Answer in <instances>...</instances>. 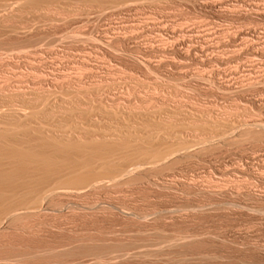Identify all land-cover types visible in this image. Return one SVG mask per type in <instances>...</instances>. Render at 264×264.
Segmentation results:
<instances>
[{"label": "rangeland", "instance_id": "374dc122", "mask_svg": "<svg viewBox=\"0 0 264 264\" xmlns=\"http://www.w3.org/2000/svg\"><path fill=\"white\" fill-rule=\"evenodd\" d=\"M133 1L135 2L136 0H132V2L129 1V0H127V5L129 7L127 8L125 6L127 8V10H126L125 7H124L125 9L124 8H123V10L121 9V12L116 15V16L119 15L118 17H116L115 14H114V15H112L113 17L112 16L111 17L109 16L108 18L107 17L106 18H102L101 19L102 21H100V19H94V21H92V23H91V21L88 22V24H85V22H84V23H81L82 25L75 24L76 26H74V24H71L69 22L68 23L69 25L66 24V27L69 28V29L68 28L65 29V30H68L66 32H69L68 34H70L71 31H72V33L75 32L76 35L78 34L80 36L77 39H75V42L74 43H76V45H74V43L69 42L70 44H73V45H70L67 40H65L63 42L68 43V44L67 45L64 44L63 46H61L62 45L61 44V41L60 42L58 41V45L55 44V43H49V42H47V44L49 43L53 47L56 46V45L59 47L58 48L56 46L57 48L56 47L53 48V49L56 50V51L53 50L54 53L52 52V50H51L52 53L50 51H49L50 53H47L48 50L52 46L49 45V44L47 45L46 44V41L47 40H44L45 42L43 41V44H42V42L41 43H38L39 47H40V45L43 46V48L41 46L40 50L38 49L39 50V53L47 50V52L41 53V55L43 54L42 55L43 58H42V56L40 58V54L39 53H38L39 56L38 55H35L37 57H35L34 55L32 56L31 55L32 54L31 53V50L29 52L27 50V48H29L30 46L29 47L28 46H25L27 48H23V50L26 49V51H25L26 53L27 52L29 53V54L27 53L28 54L27 55L28 57H25V52L24 51L22 53L20 52L22 50V47H21V50L19 51L20 48L18 47V49H17V46L16 45H15L16 46V49H17L16 51L18 53L15 54V51H13L14 52L13 53L10 50V49H12L11 47L14 46V45L11 46L10 43L6 40L7 41V43H6L7 45L5 46V44H4V41L5 40H2L3 42L0 41V52L2 53V56H4V55L7 54L6 57L4 56L7 59L5 60L4 57H1L0 56V59L2 60V61L1 60L0 61L1 62H3V61L5 62L6 61L5 63L3 62L6 65L7 64L9 65V62L12 63V65L11 64L9 65L10 67L8 65L7 66L6 65H3V63L0 64L1 65L0 66V69H2V70H0V73L3 71V74L2 73L0 74L2 76L0 78L2 79L5 76L4 74H8L10 72L11 74L10 73L9 74L12 77H10V76H8V77H9V79L10 78L12 79V80L10 79V82L13 85L14 81L16 83V81L21 80L24 77L27 78V77L30 76L29 79L28 78H27V80L25 78L24 79H25V81H27L26 85L32 86V81L30 79L34 76L35 73H37L39 71L40 72L43 71L44 74L46 75V77L48 76L50 78L55 73L54 76L57 75V74H65V75H68L72 80L75 77L76 78L78 77L80 79V81H81V78L80 77L83 76L82 77V82L89 83L87 86H90V85L94 84L95 82H96L95 84H97V82L99 84L101 83L102 86L104 84L107 85V83H108V88L111 91L107 89L108 90V93L105 92V94L112 95V93H113V95H117V94L120 93L121 96H130V94H131V96L133 97V102H135V103L137 102V104L140 103V102H138L139 101V98H136V97H140L141 95H142V97H144V96L147 97L146 95H152V94L153 95L154 94L157 95L158 94L161 98H163V97L166 98V103H164V106L166 104L167 105L174 104V102L177 101L178 99L179 100H181V99L184 100L185 99L186 101H188V98H189V100L191 98L192 99V102L195 103V105L197 107H199L201 109H204V110L211 108L213 114L214 115H217V116H220V114H221V116L227 115L229 111H231L230 113H233V112H235L237 110L240 112V109H241V111H243V110L244 111H252L254 109L253 107H256L255 105L253 106L251 104L252 105L251 106L250 103H246L243 96H240L239 97V95H234L230 91H227V90L221 89V88L219 89L217 87V84L216 83L218 82V80L219 81L220 80L222 81L223 78L226 81H230L231 80L230 83H232V85H234V89L233 90L240 89L239 88L240 86H241V88L243 87L242 88L243 89V91H242L243 93L242 94H244L245 96L252 97V98H254L256 100H261V99L264 98V78L263 79L262 78H260V79L258 78L257 80L256 79H252L253 76H256V74H259V75H260V73L263 74V70H264V66H263L264 65V56L263 57H260L258 59V57L255 58L253 55L248 54L247 51H246V47L247 46L249 47L250 45H254L255 47L258 46V49H261L262 46L264 47V44H263V42H264V39H263L264 38V0H246V4H240L237 0H205V1L204 0H176V1L175 0H141V1L140 0H137L138 3H136V2L134 3ZM236 3H238V4H236ZM136 5H137V7H136ZM131 7H133V9ZM128 9H130V10L128 11ZM252 9H254V10H252ZM236 10H238V11H236ZM121 13H122V15H121ZM242 13H244V14H242ZM148 17H149V19H148ZM95 21H96V23H95ZM258 21H260V22H258ZM255 23H256V25H255ZM48 24L49 23H46L44 26L46 27ZM84 24H85V26L87 27L88 30H86V27L85 26L83 27ZM90 24L91 25L94 24V25H92L94 28H96V26H99L98 27V30L92 28V26ZM95 24H97V25L95 26ZM217 24H218V26H217ZM70 25H72V27H76V28H77V25H79L80 27H78V28L79 29L80 28L81 29L84 28V30H86V32L83 31V30H81V29L79 30L78 28L77 29L76 28H71ZM88 25L91 26V27H89ZM108 25H111L110 28H109ZM132 25L136 28L135 29L136 32L134 31V29H133L134 27ZM258 25H260V26H258ZM100 26H102V27H100ZM106 26H108V27H106ZM115 26L119 30H117V29L115 30ZM153 26H160L161 28L163 27L162 28V31L164 33L162 32V34H160V35L158 33L156 34V32L152 29ZM131 27H132V30L130 29ZM48 28H49V30H51V29L54 28V26L50 25V26H48ZM99 28L100 29L103 28V29L100 30ZM111 28L114 31H116V32L118 31L117 32V35L118 36L123 33V35H121V36H125L126 35V36H128V38L125 36V39H127V40L128 39H131V40L133 39V42L130 41V40H128L127 42H126V40H124L125 42L122 41V40H120L121 42L119 41V45H117L116 44L117 41H115L116 43L115 42H113V43L118 48L117 50H115L116 48L113 45V43L110 44V47L105 46L106 48H111V46H112L111 50L109 49L110 50V53H109V50L108 49H105L103 46H101V45H99L97 43H96V45H93V42L91 40L90 41L88 40L89 43H88V41H86V43H81L82 45L81 44H78V41H79L78 39H81V36H82L81 34H84L85 35L87 33V31H88V33L90 31L89 36H92V37H95L96 36V34H97L96 31H98V34H99V32L105 33L107 31L106 33H108L110 31L108 33L109 35L110 34L111 35H115L114 33H116V32H113V30H111ZM62 29L63 28H61V30ZM92 29L96 30L95 31L96 33H94V31ZM107 29H109V30H107ZM164 29H165V31H164ZM181 29H188L191 32L190 33L189 32L188 33L187 32L184 33V32H181L180 31ZM53 30L52 31L55 32V29H53ZM59 30L60 29H57L56 31L59 32ZM69 30H71V31H69ZM103 30L105 32H103ZM63 31H64V29H63ZM132 31H134V32L132 33ZM88 33L85 35L86 37H88ZM118 33H120V34H118ZM127 33H129L130 35L127 34ZM134 33H136L135 36L137 35V37L134 36ZM209 33H211V34H209ZM203 34H205V35H203ZM84 37L82 36V38H84ZM205 37H206V39H205ZM135 38H136V40L134 42V39ZM68 39L70 40L71 38H68ZM254 39H255V41H253ZM184 40H185V42H184ZM71 41H72V39H71ZM73 41H74V39H73ZM81 41L82 40H80V42ZM251 41H252L253 44H251ZM82 42H85V40H83ZM91 42H92V44L90 45ZM2 43L4 44L5 47H8L9 46L10 49L7 48L5 50V48H4V46H3ZM167 43H169V45ZM12 44H15V43H12ZM46 45H47V47L45 48L44 46H46ZM97 45L100 46V47H98ZM201 45L203 46V48H202ZM15 46L13 47V50H15L14 49ZM48 46H50V48ZM94 46L95 47H98V48H95ZM149 46L151 47V49L152 48L153 49L150 50V47ZM207 46H209V47L211 46L212 48L206 49ZM260 46H261V48H260ZM35 47L37 48L38 46L35 45L33 48H35ZM121 47H122V49H121ZM137 47H139L138 49L140 51L139 50H136ZM140 47H141V49H140ZM2 48H4V50L7 51V53L4 52ZM30 48H32V46ZM44 48H45V50H44ZM161 48H162V50H161ZM190 48H191V51H189V53L185 54V56H184L183 55V52L184 53L187 52L188 49L190 50ZM196 48H197L198 51L196 50ZM1 49H2V51H1ZM103 49L105 51H103ZM112 49L114 50V53H113V50ZM147 49H149V50L147 51ZM167 49H168L169 53H168ZM186 49H187V51H186ZM199 49H201V51ZM125 50H127V52L129 51L131 54L130 53L127 54V52ZM143 50H145V51H143ZM33 51H34V49H33ZM8 52H9V54H8ZM10 52H12V53H10ZM111 52H112V54H111ZM115 52L118 53V54H120V55H123V56H118V54H116ZM122 52L123 53L125 52L124 54L127 55L128 58L126 56H124V54H122ZM134 52H136V53H134ZM147 52H149L150 54L147 53ZM44 53H47V54H44ZM151 53H152V55H151ZM190 53H191V55H190ZM10 54H13V55L10 56ZM114 54H116L115 55L116 57H114ZM135 54H137L138 56H136ZM15 55H17V56L15 57ZM29 55H31V56H29ZM108 55L113 56L116 60H114L113 57H111V56L108 57ZM132 55H133V57L134 56L135 57L144 56V58H146V57L151 58L150 60H152L151 62L154 64V66H153L154 69H151V70H153V71L155 69H157V70L154 71V73H153V71L151 72L149 70L147 72V69H146V72H145L146 74L144 72L142 73V70L145 71L144 69H142L140 71L139 67L136 66V65H134V64H132L131 61H130L131 63L129 62L130 64L127 63L129 61L127 59H129V56L131 57ZM221 55L222 56L224 55L225 58L222 57ZM12 56L15 59H13ZM21 56H24V57L21 59ZM117 56L120 57V59L122 57H125L127 59L122 58L121 59L122 62H121L120 59ZM180 56H182V57H180ZM10 57L13 59V61H11L12 59ZM33 57H34V60H33ZM24 58H25V62H24ZM28 58H31L29 60H33L35 62L32 61L33 63H30L29 64V60H27ZM241 58H242V60H241ZM16 59H18L17 61L19 63H17L16 61L14 62V60H16ZM60 59H61V61H60ZM196 59H198L200 62L198 60H196ZM26 60H27V63H26ZM38 60H40V61H38ZM188 60H190V61H188ZM7 61H9V62L7 63ZM125 61H126V63H125ZM261 61H262V63H261ZM86 62L87 63L89 62V63L87 64ZM16 63L17 64H21L22 63V64H21V66H19ZM122 63L123 64L125 63V64L122 65ZM156 63H157V65L160 66V67L157 66L159 69L157 67H155L156 66ZM161 63H163V66H162ZM32 64H34V65H32ZM251 64H252V66H251ZM2 65L4 67H6V68L7 67H9V68L6 69ZM31 65H32V67L33 66L34 67H37L38 66L37 67L38 69L37 68L36 69H34V68L32 69V67H30ZM12 66L13 67H15V66L18 67L19 70L16 69V68H14L16 70L13 71V72H15V73H13L12 72V68H13ZM135 66H136V68L138 67L137 69H139V70H137L135 68ZM236 66H238V67H236ZM39 67L41 68V70H39ZM89 67H90V69H89ZM192 68H194V69H192ZM120 69H122V71L123 70H125V71L127 70V71L126 72L123 71V74H122V72L120 71ZM204 69H207V70L205 71ZM31 70L33 71L34 74H31L32 73ZM36 70H39V71H36ZM48 70H50V71H48ZM5 71H7V72H5ZM18 72L19 73L21 72V74H19ZM69 73H71V74H69ZM128 73H130V74H128ZM200 73L205 76V80H206V78L208 80H206V81L205 80L203 81V79L201 80L200 76H198ZM26 74L28 76H26ZM79 74H80V76H79ZM15 75H21V76H19V77L17 76L16 77ZM22 75H23V77H22ZM125 75H127V76H125ZM230 75H231V77H230ZM13 76H14V78H13ZM243 76H251L252 78L250 77V79H248V78L243 77ZM112 77H113L114 80L111 79ZM209 77H211L213 80L215 79L217 82L214 80V82H216L214 84L213 80L211 78H209ZM242 77L243 78H246V79H243V81H242ZM102 78H103V80H102ZM13 79H14V81H13ZM24 79H22V80H24ZM106 79H107V81H104ZM209 79L212 80V81H210ZM89 80H90V82H89ZM154 80H156V81L154 82ZM179 80H180V82H179ZM159 81L162 82V83H160ZM241 81H242L241 84H243V82H244L243 86L240 84ZM158 82H159L160 87H162V88H159V85H156ZM211 82H213V83H211ZM87 83H84V84H87ZM109 83H112V84H109ZM147 83H148V85H147ZM101 84L99 86H101ZM131 84H133L136 87L133 89V85L130 87ZM154 84L158 88H156V86ZM172 85H173V87H172ZM175 85L178 86V87H176ZM184 85H185V87H184ZM163 86H164V88H163ZM211 88L213 89V92H215L214 94H213ZM188 89H189V91L187 92ZM191 89H192V92L189 93L191 91ZM217 89H219V91ZM255 89H257V90H255ZM117 90H119L120 92L117 91ZM126 90L129 91V92H127ZM152 90H154V91H152ZM164 90H165V92H164ZM214 90H216V91H214ZM173 92H175V93H173ZM177 92H179V93H177ZM245 92H246V94H245ZM166 93H167L168 96L166 95ZM187 93H188V95H187ZM218 93H221V95L218 94ZM222 93H223V95H222ZM224 93H226V94H224ZM127 94H129V95H127ZM180 94H181V96H180ZM120 95H118V96H120ZM133 95L134 96L136 95V96L134 97ZM194 95H196V96H194ZM221 96L223 97V99H222ZM132 97H131V99H132ZM177 97H179V98H177ZM168 98H170V100ZM136 99H138V100H136ZM173 99H174V102L172 101ZM167 101L170 102V104H168ZM135 103H133V104H135ZM238 103H239V105H237ZM137 104L135 106H138ZM140 105L142 106L141 103L139 104V106ZM157 105H160V104H157ZM204 105H206V106H204ZM217 106L220 109H218ZM215 109L217 110V112L219 111V113H217ZM227 110H229V111H227ZM263 110H264V108H263ZM225 112H226V114H225ZM255 136L253 138H251V139H248L249 141H246L247 139L246 140L240 139V140H243V141H246V142H243V141L240 142L239 141L240 143H237L238 138L235 141L236 143H233L234 140L233 141H231V140L230 141H227V142H232L235 145L234 147H233V144L232 143L231 144L230 143H224V144L221 143V144H223V147L224 148H222V147L221 148L216 147V146H220L221 145V144L220 145L218 144V145L215 146V148L213 147V150H210L209 149L210 152L207 150L208 152H203L202 154H199L197 156L195 155V156H192V157H189V158L187 156L181 157L183 159L185 158L184 160L183 159L181 160V158L179 157L180 159L173 160V162H174L173 164H172V162H170V165L172 164L171 167H170L169 163H167V165L169 167H167V165H166V168H165V166L164 167L163 166H159V168H157L158 171H159L160 167L163 168V169L161 168L160 169L161 171H159V172L154 170V172L152 171V172L147 173L145 175L141 174L139 177H136L135 179L134 178L131 179V181L129 183L127 181H125L124 183L118 184L120 186L116 185L115 187H111L110 189L108 188V189H105V190L104 189L103 190H100V192H98L99 194L96 193L95 195H89L87 198H85L87 201L84 199L81 208H85V209H81L80 208L81 211L82 210H85V211H82V213L84 212L83 214H81L80 209H77L78 211L76 209H74V210L77 211V213H78L77 214L76 211H74L71 208L73 210V212H74L73 213L72 211H70L71 209H69L70 208L68 206L69 204L68 203L65 204V202H66L65 200H63L64 202L61 201L64 198H59V199L56 200L55 203L58 204V209H60V207H62L60 209L61 211L60 210H56V211H53V212L48 213V214L46 213V215L45 214H41V215H43V217H41L40 215H34V216L32 215V217H30V215H27V217L29 216L28 218H26L24 216L23 218L20 219L22 222L19 220L21 222V224L19 223V221L17 222L18 224H20V226H23L24 225L23 223H25V225L27 226V229H28L29 226H30L29 229H34V225L33 224L36 223V222H34V219L38 216L35 219V221L36 220H40L42 223H40V221L38 223V221H37V223H36L37 226L35 225L36 227H35L34 231H36L38 233L41 232L42 237H39V238H37V237L30 238V240H32V241L33 240H36V241H33L32 242L34 244L33 247L35 249L33 247H30L33 244L31 243V241L27 237L25 238V236H26L25 233L26 232L22 231L21 229H18L19 232L17 230L16 231L19 234H23V232H24L23 236H20L19 235V237H22V238H19L18 237V234H16L17 233L16 231H15L16 232L15 233L16 235H14V233H13L14 230L11 233L9 231H7L10 234L9 233H5L6 236H7V238H5V237L2 236L4 240L2 239V237L0 238V240H3L5 242V243L2 242V241L0 242V248H2V247L7 248V251H9L10 254L13 253V256H11V258H12L11 260L12 261L15 260V259H17V258H15V256L19 255V257H20L21 260H17V261H21V263L23 261L22 264H29L30 261H31V264H32V261H34L33 262L34 264H40L39 262H41V264H52V263L53 264H58V262L60 260L64 264V263H66L68 261V259L70 261H72L73 264H78L79 262H83V259L84 258H85V261L87 263H89L91 260L92 261H95L93 259L94 258L93 255H91L93 257H90V255L89 256L86 255L87 256L86 257L85 255L83 256L82 253L79 252L80 255L77 256L76 254L78 253V251H76V252H70L69 253L70 256H72L70 258V256H69L68 253H65L64 254V252H60L61 250L59 251V253H57L58 252L57 249L58 250L60 249L59 247H57L58 246V243L60 241V238L63 235H65V237L63 236L64 237L63 240H62L63 237L61 238L62 241L60 243H62V245H66L65 242L67 240H68L69 244H71V241H75V240L79 244H82V243L88 241L89 240L88 238H94V237H92L93 235H99L98 237H100L101 236V233L99 231L102 230L101 231L102 234L104 235V233H105L107 235V237L102 236L99 239H102V238L104 239L105 238L106 244L108 242L111 243V240H113V239L117 241L116 242L117 243V246H115V248L112 247V250L113 249L117 250L122 245L120 243L123 242V241H121L123 239H126L124 241H127V242L129 241V243L132 242V241H134V244L132 243L133 245H131V244L128 243V246L131 245L130 246L131 249H130V248H127L126 247L127 246L126 245L127 242H125L124 245H126L125 246L126 249L122 248L123 245H122V247H120V248L123 249L122 250L123 253L121 252V250H117V251H120L122 254L120 252H116L115 250H113V251H115L117 253V255H115L116 253H114V252L113 253H110L109 252V254L107 253L109 256L106 254L108 256V259H107L106 255L103 256L102 260H100V263L97 262L99 264H264V134H261L260 137H259V135H257L256 137ZM261 136H262V138H261ZM258 137H259V139L256 140ZM251 140H254L255 143H254V141H251ZM225 144L227 145L226 147L224 146ZM228 144L230 146H228ZM242 144H244V145H242ZM241 146H243V147H241ZM236 148H237V150H236ZM190 158H192V159H190ZM196 160H198L197 162H199V164L196 162ZM177 162H178V164H177ZM200 162H202V163H200ZM239 163H241L242 165L239 164ZM194 166H196L197 168L194 167ZM168 172H169V174H168ZM141 176L143 178H141ZM155 176H156V178H154ZM163 176H165L166 178L163 177ZM175 176L177 177V179H176ZM144 177H145V180L147 178L150 179L151 177H153L152 179H150L151 182H153V180H156L157 179L158 181L173 182L172 183L173 185H171V186L170 185L168 186L166 184H164V185H158V186L156 185L155 186L156 188L154 187V189H153V185H155V184H153V183H151L150 181H147V180L145 181L144 180ZM190 179L192 180V183H191V180ZM220 179H221V181H220ZM135 180H137V181H135ZM147 182L150 183L152 186L150 185L151 187H149V185L147 184ZM130 183H131V185H130ZM132 183H134V184H132ZM136 183H138V184H136ZM180 183H183V184H180ZM184 183H185V185H184ZM223 184H225V185H223ZM121 185H123V186L121 187ZM175 185L176 186L178 185V187H175ZM186 186H187V188H186ZM221 187H223V188H221ZM240 188H242V189L240 190ZM191 191H193V192H191ZM179 192H181V193H179ZM254 196H256V197H254ZM85 201H86V203H85ZM218 201H220V202H218ZM236 201H238V202H236ZM60 203H61L62 206L60 205ZM108 203L113 204V206H114V209L113 210L114 211H112V210H110L111 212L109 210L108 211H105L106 209H102L101 208V206L107 205ZM90 204H94V205L92 206ZM233 204L235 205V207L233 206ZM86 205H89L91 207H87ZM117 205H118V207H117ZM216 205L219 208L215 207ZM236 205H237V207H236ZM194 206H196V208ZM120 207H123V208H120ZM197 208H198V210H197ZM199 208H201V209L199 210ZM100 209L103 210L102 213H101V210ZM191 209H193V210H191ZM202 209H204V211H202ZM68 210H69L70 213L68 212ZM88 210L91 211V212L93 211V216H92L91 212H89ZM172 210H173V212H172ZM86 211H88V213ZM137 211L139 212V214H138ZM153 211H154V214H155L153 216H155L156 218L157 217L158 218L160 217V215L158 216L156 214H158V213L160 214L161 212H163V216H164V214L166 215L165 212H167V215L164 216L165 218L163 217L165 220H163V218L161 217V219L159 218L160 221L157 220L158 218L155 221V217L154 218L151 217V215L153 214ZM168 211H170V212H168ZM196 211H197V213H196ZM208 211H209V213H208ZM54 212H55V214H54ZM112 212H113V214H111ZM147 212H149V213H147ZM79 213L82 216L84 214H86L87 216L85 215V217L83 216V217L80 218L81 215ZM121 213H122V215H121ZM144 213H146L147 215L144 214ZM192 213H193V215H192ZM51 214H53V215H51ZM76 214H77V216H76ZM90 214H91L92 217H90ZM95 214H97V215H95ZM140 214L141 215L144 214L143 217H141ZM148 214H149V216L151 218L148 216ZM168 214H171V216H172V214L173 215H176V216L175 217L174 216H172V217L169 216V217H171V218H169L168 217ZM105 215H107L108 217L105 216ZM139 215H140L141 220L143 219L142 220L143 222L141 224H143L144 221L147 220V219H144V216L145 215L149 217L148 218L149 220L151 219V223L152 224H151V226H148V227H152V229L151 228H148L145 225V223H144L143 226L140 224V222L139 223H136V222H138V219L140 220ZM44 216H46V217H44ZM65 216H67V217H65ZM70 216L72 218H70ZM124 216H125V218H124L125 220L122 219ZM132 216L134 218L133 220L130 219V218H132ZM161 216H162V213H161ZM166 217L169 218L170 220L167 219ZM58 218H59V220H58ZM175 218H176V220H175ZM71 219H72V221H71ZM135 219H136V222H134ZM152 219H154V221H152ZM106 220H108V221H106ZM129 220H130V222H129ZM30 221H33L34 223L31 222V225H30L29 224ZM131 221H133L132 222L133 224L135 223L134 226L137 225L140 228L142 227L141 230H140L139 227H132L133 224L131 223ZM153 222L154 223L157 222L159 225H157V223H155L156 224L155 225ZM138 224H140V225H138ZM147 224L150 225V223H147ZM52 225H54V226H52ZM26 226H23V227H26ZM31 226H33V227H31ZM55 226H57V228ZM70 226H71V230H73V228H74L75 232H77L76 233L77 235L74 234L75 233L74 230L71 232ZM144 226H146L145 227V229L147 230L146 232H145ZM155 226H156V228H155ZM157 226H159V227H157ZM39 227H42L44 229V231H43L42 228H41L42 229V231H41V229H39ZM76 227H78L80 229H78ZM94 227H95L96 230L94 229ZM96 227L97 228L99 227V228L97 229ZM36 228H38L39 230L36 229ZM51 228H52V230H51ZM67 228H68V231L67 232L70 234L69 235L67 233V235H69V237L72 238V239L69 238L71 241L69 239H67L68 236L66 238V229ZM121 228H122V230H121ZM134 228H136V229L134 230ZM49 229H50V231H47V232L45 231V230H49ZM77 229L81 233H83V234L86 232L85 233V236H83V234L81 236H79L81 233ZM93 229H94V233L95 234L93 233ZM113 229H114V231H113ZM137 229L139 230V232H138ZM143 229H144V232H143ZM53 230H55L56 232H54ZM156 230H157V233L155 234ZM57 231H60V232L57 233ZM97 231L100 234H96V233H98ZM126 231L129 234H127ZM153 231H155V232L153 233ZM20 232H22V233H20ZM44 232L46 234L47 233L48 234L46 235ZM110 232H112V234L109 236L110 237L109 238L110 240H109L107 238H108V234H110ZM113 232L117 234V235L116 234L114 235L116 238L114 236H112L113 235ZM184 232H186V233H184ZM88 233H91V234L93 233V235L91 236ZM150 233L152 234V236L150 235ZM5 234H4V236H5ZM44 234L46 235L45 237H43ZM51 234H54V235H52V236L49 237V235H51ZM86 234H88V237H86ZM142 234H143V236H146V237H142L141 236ZM179 234L180 235L182 234V235L180 236ZM126 235H128V236L127 237H124ZM130 235H133V236H130ZM164 235L166 237H162ZM174 235H175V237H174ZM191 235H192V237H191ZM158 236H160V237H158ZM189 236H190L191 240L189 239ZM16 237H18L20 239V241L21 240H24L25 243H29V241H30V243L32 245L31 244H24L25 246L27 245V247H25V246H23V243L24 242L22 243L19 240H16V243H20V244L15 245L16 243L13 244V242H15L14 240L16 239ZM46 237L47 238L49 237V238L47 239ZM95 237L97 239V236H95ZM161 237L163 239H165V241L162 240ZM167 237H169V238H167ZM180 237H183V238H180ZM186 237H188V240L191 241L190 244H189L188 240L186 239ZM196 237H198V238H196ZM23 238H25V239H23ZM40 238H43V240L40 241ZM45 238H46V240H45ZM178 238H180V239H178ZM9 239H10V241H9L10 244L8 245L9 242L6 243V240L8 241ZM157 239L159 240V242L157 241ZM182 239L184 240V243H186V245L183 243V240ZM11 240H13V241H11ZM38 240H39V242H38ZM54 240H56V241H54ZM135 240L138 241V242H136ZM145 240H147V242ZM178 240L180 242H182L185 246L184 245H178L180 243V242H178ZM192 240L194 241V243H193ZM201 240H203V241H201ZM26 241H28V242H26ZM51 241H52L53 244H55L57 242V244H55L56 246H54V247H57L56 248V251H54V250L49 251V250H51L53 248V244H52V245H50V249H48L49 248L48 247L49 246L48 244ZM141 241H143V242H141ZM168 241H169L170 244H168ZM171 241L174 242V244H172ZM44 242H46V244L48 246L45 244L46 247L43 246L44 247L43 249H47L49 251V254H48V252H45V250L42 249L43 251L39 250L40 252H37L38 254L39 253H41V254L35 255L36 253H33V252H36V251H34V250L40 249L41 246L44 245L43 244ZM75 242H72V244L74 243L76 245L77 242L76 243ZM113 242H115V241H112V243ZM21 243H22V245H21ZM35 243H37V245ZM112 243L110 245L109 244H107V245L108 246H111V245L115 244V243H113V244ZM158 243H160V244H158ZM165 243H167V244H165ZM38 244H40V245L42 244L40 246V248L39 247L38 248L35 247V245L38 246ZM191 244H193L194 246L191 245ZM196 244H197V246H195ZM20 245L22 246V248H21ZM142 245H144L145 247L144 246L142 247ZM15 246L17 247V251H16V249L13 248ZM187 246H189L188 248H191V249L186 248ZM10 247H11V249L8 250V248H10ZM18 247H20V249H21L20 252L22 254H23V252H22V250H23L24 252L26 251L25 254H27V256L30 255V254H32V255L34 254L35 256L32 257L30 255V256L27 257L25 255V257H24V255H21L19 253ZM24 247H25V249H23ZM132 247H134V248H132ZM135 247H138V248H135ZM196 247H198L200 251ZM4 248H2L0 250L1 251L0 253L2 255H3L2 250ZM30 248L31 249L33 248L32 249L33 251L30 250ZM140 248H141V250H140ZM26 249H28V250H26ZM127 249L128 250L130 249V250L128 251ZM11 250H12V252H11ZM13 250H15V251L13 252ZM124 250L128 252V253L126 252L127 253L126 256H125V251ZM27 251H29V252L31 251V253H29ZM4 252H6V251H4ZM16 252H18L19 254L17 253V255H15L14 253H16ZM50 252L51 253L53 252L51 254V256H49L50 255ZM6 253H4L3 256H5ZM9 253H7V254H9ZM44 253H47V254H44ZM56 254H59V255L61 254V255L60 256L59 255L55 256ZM110 254H114L112 256L113 257L116 256V258L110 257ZM2 255H0V259L2 258V261L0 260V264H15V263L17 264L16 261L15 262L14 261L11 262L9 260L5 261V259H9L10 257L5 256L7 258L4 259L2 257ZM20 255L23 256L22 257L23 259L21 258ZM42 255H44V256L46 255L45 258ZM62 255H63V257L65 259L62 257ZM40 256H42V257H40ZM47 256H49V257H47ZM194 256H196V258ZM58 257H60V259ZM82 257H84V258H82ZM182 257L185 258V259H183ZM13 258H15V259H13ZM56 258H58L57 259V262H56ZM66 258H67V261H66ZM87 258H88L89 262L87 261ZM104 258H105V260H104ZM111 258L114 259L115 261L114 260L111 261L112 260ZM3 259H4L5 262L3 261ZM191 259H192V261H191ZM35 260H37L38 262L36 261L37 263H35ZM77 260L79 262H77ZM26 261L28 263H26ZM42 262H45V263H42ZM68 262H67V264H68ZM72 262H71V264H72ZM86 262H84V263L86 264ZM101 262H103V263H101ZM21 263H18V264H21ZM59 264H62V263L59 262ZM79 264H81V263H79Z\"/></svg>", "mask_w": 264, "mask_h": 264}, {"label": "bare ground", "instance_id": "6f19581e", "mask_svg": "<svg viewBox=\"0 0 264 264\" xmlns=\"http://www.w3.org/2000/svg\"><path fill=\"white\" fill-rule=\"evenodd\" d=\"M132 2V0H129ZM141 1V0H140ZM139 1V2H140ZM176 1V0H175ZM205 1V0H204ZM240 4H246V0H237ZM134 2V1H133ZM136 3L137 0L135 1ZM134 2V3H135ZM150 2V1H149ZM157 2V1H156ZM162 2V1H161ZM202 2V1H201ZM213 2V1H212ZM222 2V1H221ZM143 3V2H142ZM141 3V4H142ZM152 3V2H151ZM158 3V2H157ZM203 3V2H202ZM140 4V3H139ZM161 4V3H160ZM165 4V3H164ZM207 4V3H206ZM238 4V3H236ZM258 4V3H257ZM260 4V3H259ZM167 5V4H166ZM263 5V4H262ZM129 7L127 5V0H0V41L2 40H7L10 45H16L17 49L18 47L20 48L19 51L21 53L25 50H23V48H27L25 46H32V48L37 45L38 43L43 44L44 40L49 43H55L58 45V41H61V46H63L64 44L67 45L69 42L74 43L75 39H77L78 37H80L78 34L76 35L75 32L68 34L69 32H66L68 30V27H66V24H68L69 22L71 24H74V26H76L75 24H80L84 23L88 24V22L94 21V19H100V21H102V18H108L109 16L111 17L112 15L115 14V16L117 14H119L121 12V9L123 10L124 7ZM125 7V8H126ZM137 7V5H136ZM168 7V6H167ZM244 7V6H243ZM257 7V6H256ZM124 8V9H125ZM126 8V10H127ZM133 9V7H131ZM141 8V7H140ZM164 8V7H163ZM212 8V7H211ZM215 8V7H214ZM245 8V7H244ZM253 8V7H252ZM255 8V7H254ZM224 9V8H223ZM130 9H128L129 11ZM204 10V9H203ZM254 10V9H252ZM125 11V10H124ZM139 11V10H138ZM238 11V10H236ZM229 12V11H228ZM235 12V11H234ZM248 12V11H247ZM259 12V11H258ZM124 13V12H123ZM256 13V12H255ZM126 14V13H125ZM142 14V13H141ZM147 14V13H146ZM201 14V13H200ZM244 14V13H242ZM122 15V13H121ZM120 15V16H121ZM209 15V14H208ZM236 15V14H235ZM119 16V15H118ZM116 16V17H118ZM129 16V15H128ZM136 16V15H135ZM146 16V15H145ZM185 16V15H184ZM187 16V15H186ZM113 17V16H112ZM197 17V16H196ZM246 17V16H245ZM115 19V18H114ZM149 19V17H148ZM176 19V18H175ZM184 19V18H183ZM193 19V18H192ZM261 19V18H260ZM105 20V19H104ZM214 20V19H213ZM242 20V19H241ZM262 20V19H261ZM98 21V20H97ZM114 21V20H113ZM119 21V20H118ZM151 21V20H150ZM244 21V20H243ZM255 21V20H254ZM87 22V23H86ZM155 22V21H154ZM240 22V21H239ZM249 22V21H248ZM260 22V21H258ZM257 22V23H258ZM46 23H49L46 27L44 26ZM94 23V22H93ZM96 23V21H95ZM105 23V22H104ZM126 23V22H125ZM134 23V22H133ZM156 23V22H155ZM250 23V22H249ZM85 24L83 25V27L85 26ZM101 24V23H100ZM129 24V23H128ZM147 24V23H146ZM145 24V25H146ZM173 24V23H172ZM178 24V23H177ZM182 24V23H181ZM213 24V23H212ZM236 24V23H235ZM252 24V23H251ZM260 24V23H259ZM54 26L53 29H55V32H53L54 30L51 29L49 30L48 26ZM69 25V24H68ZM91 25V24H90ZM94 25V24H92ZM91 25V26H92ZM97 24H95L96 26ZM102 25V24H101ZM157 25V24H156ZM225 25V24H224ZM256 25V23H255ZM71 28H76V27H72V25H70ZM89 26V25H88ZM89 26V27H91ZM109 28L111 25H108ZM106 26V27H108ZM114 26V25H113ZM119 26V25H118ZM133 26V25H132ZM137 26V25H136ZM151 26V25H150ZM184 26V25H183ZM200 26V25H199ZM218 26V24H217ZM247 26V25H246ZM260 26V25H258ZM66 27V28H65ZM80 27L79 25H77V28ZM86 27V26H85ZM99 26H96V28H94L92 26V28L97 29L98 30ZM102 27V26H100ZM105 27V28H106ZM129 27V26H128ZM134 27V26H133ZM231 27V26H230ZM61 28L63 29L61 30ZM70 28V29H71ZM76 28V29H77ZM104 28V27H103ZM102 28V29H103ZM142 28V27H141ZM147 28V27H146ZM149 28V27H148ZM163 28V27H162ZM162 28L160 26H153L152 29L156 32V34L158 33L159 35L162 34ZM165 28V27H164ZM203 28V27H202ZM217 28V27H216ZM60 29L59 32H57L56 30ZM69 29V28H68ZM79 29V28H78ZM81 29V28H80ZM79 29V30H80ZM94 33L97 32L95 37L89 36L90 31L88 33V37H86L85 35L87 34H81L84 38L78 39V44L81 43H86V41H92L93 45L99 44L101 46H103L105 49H110L112 48H106L110 47V44H112L113 42L117 41V45H119V41L122 40H126V42L128 40L133 42V39H125V36H121L123 35L120 34L119 36L117 35V32L114 31L112 28L111 30H113V32L115 35H109L108 33H106L104 30L103 32L105 33H101L98 31L94 30ZM100 29V28H99ZM100 29V30H102ZM116 26H115V30H116ZM121 29V28H120ZM123 29V28H122ZM125 29V28H124ZM127 29V28H126ZM132 30V27L130 28ZM135 31V27L133 28ZM218 29V28H217ZM237 29V28H236ZM53 30V31H52ZM73 30V29H72ZM83 31L86 32V30L81 29ZM90 30V29H89ZM109 30V29H107ZM119 30V29H117ZM146 30V29H145ZM169 30V29H168ZM225 30V29H224ZM230 30V29H229ZM238 30V29H237ZM76 31V30H75ZM78 31V30H77ZM96 31V32H95ZM132 31V33L134 32ZM150 31V30H149ZM153 31V32H154ZM165 31V29H164ZM181 32H191L188 29H181ZM236 31V30H235ZM239 31V30H238ZM61 32V33H60ZM81 32V31H80ZM84 32V33H85ZM136 32V31H135ZM151 32V31H150ZM152 32V33H153ZM79 33V32H78ZM83 33V32H82ZM93 33V32H92ZM91 33V34H92ZM131 33V34H132ZM164 33V32H163ZM180 33V32H179ZM228 33V32H227ZM129 34V33H127ZM136 33H134L135 36ZM167 34V33H166ZM211 34V33H209ZM234 34V33H233ZM236 34V33H235ZM95 35V34H94ZM130 35V34H129ZM133 35V34H132ZM168 35V34H167ZM191 35V34H190ZM205 35V34H203ZM231 35V34H230ZM155 36V35H154ZM197 36V35H196ZM248 36V35H247ZM128 38V36H126ZM137 37V35L135 36ZM153 37V36H152ZM162 37V36H161ZM180 37V36H179ZM198 37V36H197ZM222 37V36H221ZM246 37V36H245ZM68 38H71L72 41L74 39V41L72 42L71 39L69 40ZM134 38V37H133ZM144 38V37H143ZM146 38V37H145ZM189 38V37H188ZM191 38V37H190ZM196 38V37H195ZM204 38V37H203ZM229 38V37H228ZM250 38V37H249ZM261 38V37H260ZM165 39V38H164ZM179 39V38H178ZM206 39V37H205ZM240 39V38H239ZM247 39V38H246ZM264 39V38H263ZM67 40L68 43H65L63 41ZM80 40H85V42H80ZM136 38L134 39L135 42ZM142 40V39H141ZM160 40V39H159ZM173 40V39H172ZM177 40V39H176ZM191 40V39H190ZM208 40V39H207ZM225 40V39H224ZM4 44L5 46L7 45V41ZM88 41V43H89ZM129 41V42H130ZM255 41V39L253 40ZM3 42V41H2ZM45 42V41H44ZM63 42V43H62ZM80 42V43H79ZM92 42L90 43V45L92 44ZM95 42V43H94ZM121 42V41H120ZM125 42V41H124ZM176 42V41H175ZM185 42V40H184ZM199 42V41H198ZM206 42V41H205ZM15 43V44H12ZM48 43V44H49ZM87 43V44H88ZM187 43V42H186ZM225 43V42H224ZM255 43V42H254ZM3 44V43H2ZM3 44V46H4ZM47 44V45H48ZM70 44V43H69ZM121 44V43H120ZM155 44V43H154ZM169 45V43H167ZM221 44V43H220ZM233 44V43H232ZM237 44V43H236ZM251 44L252 41H251ZM264 44V42H263ZM9 45V44H8ZM45 45V44H44ZM44 46L45 48L47 47ZM51 45V44H49ZM56 45V46H57ZM73 45V44H70ZM74 45H76V43H74ZM82 45V44H81ZM114 45V43H113ZM122 45V44H121ZM137 45V44H136ZM167 45V46H168ZM215 45V44H214ZM217 45V44H216ZM5 50L8 47H5ZM12 46L10 49L12 52L15 51V54L18 53L16 50V46H15V50H13ZM42 45H40V47L38 48H27L28 52L31 50V55L35 56L40 54V58L41 53L43 52H47V50H44L39 53V50L41 48ZM52 46V45H51ZM54 46V47H56ZM69 46V45H68ZM87 46V45H86ZM98 46V45H97ZM115 46V50H117L118 48ZM141 46V45H140ZM152 46V45H151ZM202 46V45H201ZM205 46V45H204ZM226 46V45H225ZM234 46V45H233ZM245 46V45H244ZM2 47V46H1ZM50 48V46H48ZM53 46L48 50L47 53H50L51 50L53 52L56 51ZM58 47V46H57ZM56 47V48H57ZM95 47V46H94ZM100 47V46H98ZM95 47V48H98ZM127 47V46H126ZM130 47V46H129ZM150 47V46H149ZM165 47V46H164ZM163 47V48H164ZM172 47V46H171ZM176 47V46H175ZM3 49L4 52L7 53V51H5ZM43 48V46H42ZM59 48V47H58ZM86 48V47H85ZM139 47L136 48V50ZM144 48V47H143ZM203 48V46H202ZM212 48L211 46H207L206 49ZM242 48V47H241ZM261 48V46H260ZM1 49V51H2ZM39 49V50H38ZM66 49V48H65ZM84 49V48H83ZM88 49V48H87ZM122 49V47H121ZM120 49V50H121ZM133 49V48H132ZM141 49V47H140ZM153 49V48H152ZM150 47V50H152ZM232 49V48H231ZM102 50V49H101ZM107 50V51H108ZM109 50V53H110ZM113 50V49H112ZM129 50V49H128ZM134 50V49H133ZM149 49H147L148 51ZM162 50V48H161ZM165 50V49H164ZM174 50V49H173ZM197 50V48H196ZM201 51V49H199ZM203 50V49H202ZM214 50V49H213ZM228 50V49H227ZM238 50V49H237ZM9 51V50H8ZM33 51V52H32ZM50 51V52H49ZM103 51H105L103 49ZM106 51V52H107ZM127 52V50H125ZM140 51V50H139ZM142 51V50H141ZM145 51V50H143ZM160 51V50H159ZM168 51V49H167ZM187 51V49H186ZM189 51H191L188 49L187 52H183V55L185 56V54L189 53ZM198 51V50H197ZM196 51V52H197ZM218 51V50H217ZM246 51L248 54L253 55L255 58L258 57V59L260 57L264 56V47L262 46L261 49H258V46H254V45H250L249 47H246ZM10 52V53H12ZM19 52V53H20ZM27 52V53H28ZM51 52V53H52ZM85 52V51H84ZM88 52V51H87ZM132 52V51H131ZM138 52V51H137ZM175 52V51H174ZM195 52V53H196ZM211 52V51H210ZM221 52V51H220ZM1 53V52H0ZM14 53V52H13ZM20 53V54H21ZM25 52V57H28L27 54ZM39 53V54H38ZM44 53V54H47ZM54 53V52H53ZM63 53V52H62ZM61 53V54H62ZM108 53V52H107ZM108 53V54H109ZM114 53V50H113ZM116 53V52H115ZM125 53V52H124ZM122 52V54H124ZM130 52L128 51L127 54H129ZM136 53V52H134ZM149 53V52H147ZM162 53V52H161ZM169 53V51H168ZM201 53V52H200ZM9 54V52H8ZM72 54V53H71ZM106 54V53H105ZM112 54V52H111ZM118 54V53H116ZM114 54V57H116ZM131 54V53H130ZM143 54V53H142ZM146 54V53H145ZM150 54V53H149ZM148 54V55H149ZM177 54V53H176ZM214 54V53H213ZM216 54V53H215ZM227 54V53H226ZM239 54V53H238ZM13 54H10V56ZM19 55V54H18ZM24 55V54H23ZM29 55V56H31ZM59 55V54H58ZM70 55V54H69ZM87 55V54H86ZM136 56H138L137 54H135ZM152 55V53H151ZM189 55V54H188ZM191 55V53H190ZM219 55V54H218ZM241 55V54H240ZM1 57H6V55L2 56V53L0 54ZM17 55H15L16 57ZM20 56V55H19ZM18 56V57H19ZM67 56V55H66ZM72 56V55H71ZM90 56V55H89ZM111 55H108V57H110ZM118 56H123L118 54ZM117 56V57H118ZM124 56L127 57V55L124 54ZM198 56V55H197ZM222 56V55H221ZM4 59L6 60L7 58ZM13 57V56H12ZM24 56H21V59ZM37 57V56H35ZM58 57V56H57ZM95 57V56H94ZM113 57V56H111ZM113 57L114 60H116ZM146 57V56H145ZM172 57V56H171ZM170 57V58H171ZM182 57V56H180ZM189 57V56H188ZM211 57V56H210ZM224 57V55L222 56ZM251 57V56H250ZM11 58V57H10ZM32 58V57H31ZM28 58L27 60L31 59ZM43 58V56H42ZM54 58V57H53ZM120 59V57H118ZM117 58V59H118ZM124 59H127L125 57H122ZM121 58V59H122ZM146 57L144 58V56H140V57H133V55L130 57L129 56V60L127 63L130 64L132 62V64L136 65L139 67L140 71L142 69H144L145 71L142 70V73L149 71H153L151 69H154L153 66L154 64L151 62L152 60H150L151 58ZM158 58V57H157ZM190 58V57H189ZM219 58V57H218ZM225 58V57H224ZM3 59V58H2ZM12 59V58H11ZM13 59H15L13 57ZM13 59L11 61H13ZM19 59V58H18ZM14 60V62L16 61L17 63H19L17 60ZM38 59V58H37ZM103 59V58H102ZM120 59V61H121ZM123 59V60H124ZM131 59V60H130ZM154 59V58H153ZM162 59V58H161ZM175 59V58H174ZM199 59V58H198ZM196 59V60H198ZM229 59V58H228ZM1 60V59H0ZM10 60V59H9ZM26 60V63H27ZM34 60V57H33ZM33 60H29V64L33 63L35 61ZM57 60V59H56ZM104 60V59H103ZM169 60V59H168ZM195 60V59H194ZM200 60V59H199ZM198 60V61H199ZM230 60V59H229ZM242 60V58H241ZM2 61V60H1ZM0 61V64L3 63ZM31 61V62H30ZM33 61V62H32ZM40 61V60H38ZM44 61V60H43ZM61 61V59H60ZM80 61V60H79ZM119 61V62H120ZM131 61V62H130ZM177 61V60H176ZM190 61V60H188ZM209 61V60H208ZM211 61V60H210ZM245 61V60H244ZM251 61V60H250ZM6 62V61H5ZM4 62V63H5ZM9 61H7L8 63ZM24 62H25V58H24ZM108 62V61H107ZM118 62V61H117ZM122 62V61H121ZM130 62V63H129ZM164 62V61H163ZM184 62V61H183ZM200 62V61H199ZM215 62V61H214ZM3 65H6L4 64ZM16 63V64H17ZM39 63V62H38ZM41 63V62H40ZM87 63V62H86ZM89 63V62H88ZM87 63V64H88ZM126 63V61H125ZM124 63V64H125ZM165 63V62H164ZM171 63V62H170ZM187 63V62H186ZM208 63V62H207ZM262 63V61H261ZM12 65L11 62H9V65ZM14 64V63H13ZM15 64V65H16ZM22 64V63H21ZM21 64H17L19 66H21ZM35 64V63H34ZM32 64V65H34ZM98 64V63H97ZM122 63V65H124ZM163 66V63H161ZM160 64V65H161ZM195 64V63H194ZM193 64V65H194ZM2 65V66H3ZM8 65V64H7ZM6 65V66H7ZM8 65V66H9ZM32 65L30 67H32ZM174 65V64H173ZM201 65V64H200ZM207 65V64H206ZM221 65V64H220ZM1 66V65H0ZM57 66V65H56ZM74 66V65H73ZM106 66V65H105ZM133 66V65H132ZM135 66V68H136ZM160 67L159 65H157L155 67ZM209 66V65H208ZM244 66V65H243ZM252 66V64H251ZM255 66V65H254ZM257 66V65H256ZM264 66V65H263ZM4 67V66H3ZM10 67V66H9ZM7 67V68H9ZM13 67V66H12ZM29 67V68H30ZM38 67V66H37ZM37 67H32V69H36ZM58 67V66H57ZM69 67V66H68ZM134 67V66H133ZM137 67V68H138ZM157 67V68H158ZM238 67V66H236ZM6 68V67H4ZM6 68V69H7ZM18 69V67H13L12 68V72L15 71L16 69ZM28 68V69H29ZM45 68V67H44ZM136 68V69H137ZM184 68V67H183ZM243 68V67H242ZM254 68V67H253ZM38 69V68H37ZM78 69V68H77ZM90 69V67H89ZM132 69V68H131ZM137 69V70H139ZM159 69V68H158ZM170 69V68H169ZM194 69V68H192ZM209 69V68H208ZM211 69V68H210ZM234 69V68H233ZM258 69V68H257ZM2 70V69H0ZM5 70V69H4ZM19 70V69H18ZM17 70V71H18ZM30 70V69H29ZM39 70H41V68L39 67ZM36 70V71H39ZM157 69H155L154 71H156ZM179 70V69H178ZM202 70V69H201ZM205 71L207 69H204ZM236 70V69H235ZM238 70V69H237ZM240 70V69H239ZM263 70V69H262ZM22 71V70H21ZM32 71V70H31ZM50 71V70H48ZM69 71V70H68ZM79 71V70H78ZM106 71V70H105ZM120 71L123 74V71L126 72L125 70L122 71V69H120ZM119 71V72H120ZM153 71V73H154ZM159 71V70H158ZM181 71V70H180ZM194 71V70H193ZM210 71V70H209ZM7 72V71H5ZM4 72V73H5ZM24 72V71H23ZM35 72V71H34ZM57 72V71H56ZM85 72V71H84ZM87 72V71H86ZM92 72V71H91ZM118 72V73H119ZM195 72V71H194ZM219 72V71H218ZM249 72V71H248ZM3 74V71L1 72ZM0 73V74H1ZM10 73V72H9ZM8 73V74H9ZM15 73V72H13ZM19 73V72H18ZM66 73V72H65ZM68 73V72H67ZM93 73V72H92ZM113 73V72H112ZM117 73V74H118ZM176 73V72H175ZM204 73V72H203ZM214 73V72H213ZM236 73V72H235ZM239 73V72H238ZM4 74L5 76L0 80V238L3 236L5 238H7L5 233H11L14 230V235L18 234L20 236H23L24 232L25 233V238L27 237L29 240L30 238H39L42 237L41 232L38 233L36 231H34L35 227L37 226L36 223L40 220H36L35 219L38 217H36L34 219V222H36L34 225V229H27V226L25 225V223H23V226H20L21 224V218H23L24 216L26 218L27 215H30V217H32V215H40L41 217H43V215L41 214H45L46 213H51L53 211L56 210H60L62 207H60V209H58V204L55 203L57 199L59 198H64L61 201L65 200V204L68 203L69 205V209H80L82 206V203L84 201L85 198H87L89 195H95L96 193L100 192V190H105V189H110L111 187H115L118 184L124 183L125 181H127L128 183L131 181V179H135L136 177H139L141 174L145 175L147 173L150 172H154L158 171L157 168H159V166H165L167 163L172 162V164L174 163L173 160L175 159H180L181 157H185L187 156L192 157V156H197L199 154H202L203 152H210V150H213V147L215 148L216 145H220L221 143H232V142H227V141H233V143H236L235 141L238 138L237 143L242 142L243 140L249 141L248 139L253 138L255 135H260L264 134V98L261 100H256L252 97H248L245 96L244 94H242L243 92V87L241 88V86L239 87L240 89L238 90H233L234 89V85H232V83H230V81H226L223 80L219 81L216 83L214 82V84H217V87L220 89H225L227 91L232 92L234 95H239L243 96L245 99L246 103H250V105L252 104L253 106L255 105L256 107H253L254 109L252 111H241L240 112L237 110L233 113H230L231 111L228 112L227 115L224 116H217L214 115L211 108L209 109H201L199 107H197L195 105V103L192 102V99L188 98V101L184 100H177L174 102V99L172 100L174 102V104H170V102H168V104L170 105H165L164 103H166V98H161L158 94L157 95H146L147 97H142V95L140 97H136L139 98V101L142 106L137 102H133V97L131 99L130 96H121L120 93L117 95H108L105 94V92L108 93V90H110L108 88V83L107 85L104 84L102 86H99L100 84L97 82V84H92L90 86H87L89 83L87 82H82V77L81 76V81L80 79L77 77H75L73 80L65 74H57L54 76L50 77H46V75L44 74L43 71H39L37 73H32L34 74V76L30 79L32 81V86H28L26 85L27 81H25V79L27 80V78L29 79V77L27 78H22L24 80H18L14 81L13 85L10 82V79L8 76H10V74ZM21 74V72L19 73ZM71 74V73H69ZM84 74V73H83ZM82 74V75H83ZM96 74V73H95ZM110 74V73H109ZM121 74V73H120ZM130 74V73H128ZM132 74V73H131ZM137 74V73H136ZM146 74V73H145ZM165 74V73H164ZM210 74V73H209ZM245 74V73H244ZM7 75V76H6ZM14 75V74H13ZM101 75V74H100ZM107 75V74H106ZM148 75V74H147ZM221 75V74H220ZM240 75V74H239ZM248 75V74H247ZM252 75V74H251ZM16 77L21 76V75H15ZM26 76H28L26 74ZM80 76V74H79ZM111 76V75H110ZM127 76V75H125ZM129 76V75H128ZM133 76V75H132ZM135 76V75H134ZM138 76V75H137ZM146 76V75H145ZM200 76L201 80L203 79V81L205 80V76L202 75L201 73L198 75ZM0 77H2L0 75ZM12 77V76H10ZM15 77V78H16ZM23 77V75H22ZM115 77V76H114ZM123 77V76H122ZM131 77V76H130ZM218 77V76H217ZM220 77V76H219ZM231 77V75H230ZM240 77V76H239ZM246 77L248 79H250L251 76H243ZM242 77V81L243 78ZM14 78V76H13ZM95 78V77H94ZM93 78V79H94ZM109 78V77H108ZM128 78V77H127ZM162 78V77H161ZM160 78V79H161ZM252 78V77H251ZM260 79V78H264V70H263V74L260 73L256 74V76H253L252 79ZM20 79V78H19ZM113 79V77L111 78ZM122 79V78H121ZM133 79V78H132ZM135 79V78H134ZM143 79V78H142ZM169 79V78H168ZM174 79V78H173ZM196 79V78H195ZM229 79V78H228ZM241 79V78H240ZM247 79V80H248ZM12 80V79H11ZM103 80V78H102ZM110 80V79H109ZM114 80V79H113ZM165 80V79H164ZM177 80V79H176ZM189 80V79H188ZM200 80V79H199ZM206 80H208L206 78ZM205 80V81H206ZM210 80V79H209ZM210 80V81H212ZM235 80V79H234ZM104 81H107L104 80ZM111 81V80H110ZM118 81V80H117ZM123 81V80H122ZM134 81V80H133ZM132 81V82H133ZM147 81V80H146ZM156 80H154L155 82ZM161 81V80H160ZM159 81V82H160ZM174 81V80H173ZM237 81V80H236ZM240 81V80H239ZM242 81L240 82V84L242 83ZM25 82V83H24ZM30 82V81H29ZM90 82V80H89ZM100 82V81H99ZM112 82V81H111ZM126 82V81H125ZM159 82L156 85H159ZM180 82V80H179ZM187 82V81H186ZM200 82V81H199ZM211 82V83H213ZM246 82V81H245ZM249 82V81H248ZM251 82V81H250ZM43 83V84H42ZM87 83V84H84ZM106 83V82H105ZM113 83V82H112ZM109 83V84H112ZM162 83V82H160ZM168 83V82H167ZM210 83V84H211ZM238 83V82H237ZM253 83V82H252ZM99 84V85H98ZM115 84V83H114ZM123 84V83H122ZM145 84V83H144ZM151 84V83H150ZM154 84V85H155ZM178 84V83H177ZM209 84V83H208ZM244 84V82H243ZM243 84H241L243 86ZM247 84V83H246ZM44 85V86H43ZM126 85V84H125ZM133 84L130 85V87ZM136 85V84H135ZM141 85V84H140ZM148 85V83H147ZM155 85V86H156ZM169 85V84H168ZM188 85V84H187ZM213 85V84H212ZM13 86V87H12ZM111 86V85H110ZM145 86V85H144ZM176 86V85H175ZM203 86V85H202ZM205 86V85H204ZM249 86V85H248ZM261 86V85H260ZM113 87V86H112ZM118 87V86H117ZM122 87V86H121ZM136 86L133 85V89ZM148 87V86H147ZM173 87V85H172ZM178 87V86H176ZM175 87V88H176ZM185 87V85H184ZM183 87V88H184ZM192 87V86H191ZM236 87V86H235ZM259 87V86H258ZM257 87V88H258ZM127 88V87H126ZM156 88H158L156 86ZM159 88L160 87L159 85ZM164 88V86H163ZM188 88V87H187ZM186 88V89H187ZM108 89V90H107ZM114 89V88H113ZM112 89V90H113ZM219 89H217L219 91ZM122 90V89H121ZM129 90V89H128ZM159 90V89H158ZM166 90V89H165ZM164 90V92H165ZM182 90V89H181ZM184 90V89H183ZM212 92L213 89L211 88ZM257 90V89H255ZM111 91V90H110ZM119 91V90H117ZM116 91V92H117ZM123 91V90H122ZM127 91V90H126ZM137 91V90H136ZM150 91V90H149ZM154 91V90H152ZM161 91V90H160ZM172 91V90H171ZM185 91V90H184ZM189 91V89L187 90V92ZM207 91V90H206ZM216 91V90H214ZM120 92V91H119ZM129 92V91H127ZM126 92V93H127ZM158 92V91H157ZM182 92V91H181ZM192 92V89L189 93ZM258 92V91H257ZM256 92V93H257ZM134 93V92H133ZM163 93V92H162ZM175 93V92H173ZM179 93V92H177ZM176 93V94H177ZM215 92H213L214 94ZM160 94V93H159ZM169 94V93H168ZM171 94V93H170ZM221 95V93H218ZM226 94V93H224ZM246 94V92H245ZM120 95V96H118ZM123 95V94H122ZM125 95V94H124ZM129 95V94H127ZM138 95V94H137ZM167 95V93H166ZM179 95V94H178ZM188 95V93H187ZM186 95V96H187ZM223 95V93H222ZM134 96V95H133ZM136 96V95H135ZM134 96V97H135ZM139 96V95H138ZM164 96V95H163ZM168 96V95H167ZM166 96V97H167ZM181 96V94H180ZM196 96V95H194ZM232 96V95H231ZM222 97V96H221ZM261 97V96H260ZM259 97V98H260ZM172 98V97H171ZM179 98V97H177ZM233 98V97H232ZM170 100V98H168ZM167 99V100H168ZM200 99V98H199ZM223 99V97H222ZM239 99V98H238ZM138 100V99H136ZM197 100V99H196ZM209 100V99H208ZM199 101V100H198ZM243 101V100H242ZM203 102V101H202ZM228 102V101H227ZM135 103V104H133ZM242 103V102H241ZM133 104V105H132ZM138 106H135V105ZM160 104V105H157ZM200 104V103H199ZM157 105V106H156ZM207 105V104H206ZM204 105V106H206ZM222 105V104H221ZM239 105V103L237 104ZM249 105V104H248ZM251 105V106H252ZM200 106V105H199ZM250 106V107H251ZM201 107V106H200ZM203 107V106H202ZM216 107V106H215ZM221 107V106H220ZM246 107V106H245ZM244 107V108H245ZM205 108V107H204ZM218 108V106H217ZM216 108V109H217ZM256 108V109H255ZM215 109V110H216ZM220 109V108H218ZM217 109V110H218ZM214 110V111H215ZM216 110V112H217ZM255 110V111H254ZM222 111V110H221ZM225 111V110H224ZM215 112V113H216ZM219 113V111L217 112ZM223 114V113H222ZM226 114V112H225ZM255 136V137H256ZM263 136V135H262ZM261 136V138H262ZM259 137L256 139L258 140ZM243 139V140H240ZM255 139V138H254ZM240 141V142H239ZM243 141V142H246ZM254 141V140H251ZM260 142V141H259ZM232 143V144H233ZM255 143V141H254ZM223 144H221L220 146H216L219 148H224ZM248 144V143H247ZM244 145V144H242ZM249 145V144H248ZM225 147L227 146L226 144L224 145ZM228 146H230L228 144ZM235 145L233 144V147ZM239 147V146H238ZM243 147V146H241ZM232 148V147H231ZM210 149V150H209ZM208 150V151H207ZM237 150V148H236ZM230 151V150H229ZM232 151V150H231ZM214 152V151H213ZM220 152V151H219ZM243 152V151H242ZM232 153V152H231ZM214 154V153H213ZM212 154V155H213ZM207 155V154H206ZM205 155V156H206ZM231 155V154H230ZM214 156V155H213ZM218 156V155H217ZM258 156V155H257ZM180 157V158H179ZM199 157V156H198ZM221 157V156H220ZM215 158V157H214ZM253 158V157H252ZM261 158V157H260ZM183 158H181L182 160ZM185 159V158H184ZM183 159V160H184ZM187 159V158H186ZM192 159V158H190ZM218 159V158H217ZM179 161V160H178ZM189 161V160H188ZM198 160H196L197 162ZM203 161V160H202ZM235 161V160H234ZM239 161V160H238ZM237 161V162H238ZM252 161V160H251ZM181 162V161H180ZM247 162V161H246ZM185 163V162H184ZM195 163V162H194ZM199 164V162H197ZM202 163V162H200ZM242 163V162H241ZM239 163V164H241ZM251 163V162H250ZM171 164V165H172ZM176 164V163H175ZM178 164V162H177ZM230 164V163H229ZM170 165V167H171ZM242 165V164H241ZM177 166V165H176ZM226 166V165H225ZM259 166V165H258ZM167 167H169L167 165ZM174 167V166H173ZM196 167V166H194ZM207 167V166H206ZM162 167H160L161 169ZM179 168V167H178ZM197 168V167H196ZM210 168V167H209ZM157 169V170H156ZM159 169V171H161ZM163 169V168H162ZM169 169V168H168ZM166 170V169H165ZM170 170V169H169ZM226 170V169H225ZM233 170V169H232ZM241 170V169H240ZM158 171V172H159ZM167 171V170H166ZM176 171V170H175ZM197 171V170H196ZM246 171V170H245ZM217 172V171H216ZM221 172V171H220ZM161 173V172H160ZM215 173V172H214ZM249 173V172H248ZM263 173V172H262ZM164 174V173H163ZM169 174V172H168ZM223 174V173H222ZM227 174V173H226ZM240 174V173H239ZM154 175V174H153ZM172 175V174H171ZM249 175V174H248ZM148 176V175H147ZM150 176V175H149ZM159 176V175H158ZM157 176V177H158ZM167 176V175H166ZM177 176V175H176ZM175 176V177H176ZM214 176V175H213ZM237 176V175H236ZM165 177V176H163ZM198 177V176H197ZM218 177V176H217ZM223 177V176H222ZM141 178H143L141 176ZM153 177H151L150 179H152ZM156 178V176L154 177ZM166 178V177H165ZM174 178V177H173ZM189 178V177H188ZM139 179V178H138ZM150 179H146L147 181H150ZM177 179V177H176ZM182 179V178H181ZM185 179V178H184ZM198 179V178H197ZM242 179V178H241ZM250 179V178H249ZM256 179V178H255ZM129 180V181H128ZM145 180V177H144ZM145 180V181H146ZM166 180V179H165ZM183 180V179H182ZM187 180V179H186ZM191 180V179H190ZM189 180V181H190ZM196 180V179H195ZM207 180V179H206ZM233 180V179H232ZM238 180V179H237ZM133 181V180H132ZM137 181V180H135ZM140 181V180H139ZM180 181V180H179ZM208 181V180H207ZM212 181V180H211ZM218 181V180H217ZM221 181V179H220ZM227 181V180H226ZM250 181V180H249ZM126 182V183H127ZM141 182V181H140ZM143 182V181H142ZM151 182V181H150ZM209 182V181H208ZM248 182V181H247ZM135 183V182H134ZM132 183V184H134ZM155 185H153V189L154 187L157 185H173V182H166V181H158L153 180V182H151ZM190 183V182H189ZM192 183V180H191ZM196 183V182H195ZM194 183V184H195ZM211 183V182H210ZM222 183V182H221ZM234 183V182H233ZM138 184V183H136ZM135 184V185H136ZM147 184L149 185V187H151L152 185L150 183L147 182ZM183 184V183H180ZM201 184V183H200ZM203 184V183H202ZM246 184V183H245ZM254 184V183H253ZM128 185V184H127ZM126 185V186H127ZM131 185V183H130ZM129 185V186H130ZM144 185V184H143ZM151 185V186H150ZM185 185V183H184ZM188 185V184H187ZM193 185V184H192ZM225 185V184H223ZM234 185V184H233ZM242 185V184H241ZM251 185V184H250ZM120 186V185H118ZM123 185H121L122 187ZM128 186V187H129ZM133 186V185H132ZM138 186V185H137ZM142 186V185H141ZM182 186V185H181ZM252 186V185H251ZM120 187V188H121ZM145 187V186H144ZM167 187V186H166ZM175 187H178V185ZM194 187V186H193ZM229 187V186H228ZM248 187V186H247ZM253 187V186H252ZM118 188V187H117ZM132 188V187H131ZM143 188V187H142ZM156 188V187H155ZM160 188V187H159ZM162 188V187H161ZM180 188V187H179ZM185 188V187H184ZM187 188V186H186ZM195 188V187H194ZM200 188V187H199ZM203 188V187H202ZM223 188V187H221ZM190 189V188H189ZM188 189V190H189ZM192 189V188H191ZM205 189V188H204ZM242 188H240L241 190ZM112 190V189H111ZM110 190V191H111ZM156 190V189H155ZM160 190V189H159ZM158 190V191H159ZM175 190V189H174ZM181 190V189H180ZM195 190V189H194ZM115 191V190H114ZM216 191V190H215ZM167 192V191H166ZM193 192V191H191ZM159 193V192H158ZM181 193V192H179ZM99 194V193H98ZM105 194V193H104ZM241 194V193H240ZM252 194V193H251ZM257 194V193H256ZM183 195V194H182ZM212 195V194H211ZM184 196V195H183ZM222 196V195H221ZM227 197V196H226ZM230 197V196H229ZM256 197V196H254ZM96 198V197H95ZM223 198V197H222ZM225 198V197H224ZM260 198V197H259ZM221 199V198H220ZM258 199V198H257ZM86 200V199H85ZM110 200V199H109ZM261 200V199H260ZM87 201V200H86ZM85 201V203H86ZM115 201V200H114ZM60 202V201H59ZM64 202V201H63ZM104 202V201H103ZM111 202V201H110ZM220 202V201H218ZM238 202V201H236ZM88 203V202H87ZM120 203V202H119ZM245 203V202H244ZM247 203V202H246ZM64 204V205H65ZM198 204V203H197ZM235 204V203H234ZM233 204V206L235 207V205ZM238 204V203H237ZM241 204V203H240ZM239 204V205H240ZM61 205V203H60ZM90 205H94V204H90ZM99 205V204H98ZM225 205V204H224ZM232 205V204H231ZM259 205V204H258ZM62 206V205H61ZM87 207H91L89 205H86ZM85 206V207H86ZM190 206V205H189ZM241 206V205H240ZM245 206V205H244ZM67 207V206H66ZM99 207V206H98ZM118 207V205H117ZM196 208V206H194ZM217 207V205L215 206ZM221 207V206H220ZM224 207V206H223ZM237 207V205H236ZM102 209H106L105 211H114V206L113 204L108 203L107 205H103L101 206ZM123 208V207H120ZM202 208V207H201ZM199 208V210L201 209ZM205 208V207H204ZM209 208V207H208ZM219 208V207H217ZM70 210L73 212V210ZM81 209H85V208H81ZM80 209V211H81ZM92 209V208H91ZM126 209V208H125ZM146 209V208H145ZM156 209V208H155ZM257 209V208H256ZM74 210V211H76ZM101 210V209H100ZM122 210V209H121ZM193 210V209H191ZM198 210V208H197ZM216 210V209H215ZM218 210V209H217ZM248 210V209H247ZM61 211V210H60ZM78 211V210H77ZM76 211V213H77ZM85 211V210H82ZM81 211V214H83ZM89 211V210H88ZM88 211H86L88 213ZM103 210H101L102 213ZM104 211V212H105ZM190 211V210H189ZM202 211H204V209H202ZM69 212V210H68ZM85 212V213H86ZM91 212V211H89ZM111 212V211H110ZM126 212V211H125ZM138 212V211H137ZM170 212V211H168ZM173 212V210H172ZM193 212V211H192ZM199 212V211H198ZM201 212V211H200ZM235 212V211H234ZM57 213V212H56ZM60 213V212H59ZM70 213V212H69ZM74 213V212H73ZM120 213V212H119ZM143 213V212H142ZM149 213V212H147ZM162 213V216H161ZM160 214H156V215H160V219L161 217L163 218L166 215L164 214L163 216V212H161ZM197 213V211H196ZM195 213V214H196ZM205 213V212H204ZM209 213V211H208ZM250 213V212H249ZM55 214V212H54ZM61 214V213H60ZM63 214V213H62ZM66 214V213H65ZM78 214V213H77ZM76 214V216H77ZM80 214V213H79ZM80 214V215H81ZM92 216H93V211L91 212ZM90 214V217H92ZM109 214V213H108ZM113 214V212L111 213ZM127 214V213H126ZM133 214V213H132ZM131 214V215H132ZM139 214V212H138ZM146 214V213H144ZM143 214V215H144ZM177 214V213H176ZM179 214V213H178ZM190 214V213H189ZM53 215V214H51ZM79 215V216H80ZM86 214H84L83 216L85 217ZM97 215V214H95ZM104 215V214H103ZM122 215V213H121ZM134 215V214H133ZM136 215V214H135ZM141 215V214H140ZM139 215V218H140ZM143 215H141V217H143ZM147 215V214H146ZM145 215V216H146ZM154 211L153 214L151 215L152 218H154L155 216ZM180 215V214H179ZM193 215V213H192ZM59 216V215H58ZM69 216V215H68ZM72 216V215H71ZM70 216V218H72ZM75 216V215H74ZM82 215L80 216L83 217ZM87 216V215H86ZM107 216V215H105ZM118 216V215H117ZM120 216V215H119ZM144 219H147L146 221H144L145 225L151 226V219L149 220L148 218L150 217L149 214L148 216L145 217ZM171 216V214H168V217ZM172 216H176L173 215ZM171 216V217H172ZM181 216V215H180ZM195 216V215H194ZM46 217V216H44ZM50 217V216H49ZM52 217V216H51ZM54 217V216H53ZM67 217V216H65ZM108 217V216H107ZM129 217V216H128ZM127 217V218H128ZM131 217V216H130ZM150 217V218H151ZM169 217V218H171ZM69 218V217H68ZM77 218V217H76ZM122 218V217H121ZM125 216L122 218L124 219ZM138 218V217H137ZM158 218V217H157ZM155 217V221L157 219ZM157 219L160 221V219ZM165 218V217H164ZM163 218V220H165ZM167 218V217H166ZM167 218V219H169ZM30 219V218H29ZM40 219V218H39ZM107 219V218H106ZM130 219H134L133 216ZM21 222H20V221ZM59 220V218H58ZM120 220V219H119ZM125 220V219H124ZM128 220V219H127ZM141 220V218H140ZM138 219V222H136V219L134 220V222L139 223L140 224L143 222L142 220L140 221ZM150 222H149V221ZM170 220V219H169ZM168 220V221H169ZM176 220V218H175ZM186 220V219H185ZM19 221L20 224H18L17 222ZM72 221V219H71ZM108 221V220H106ZM148 221V222H147ZM152 221H154V219H152ZM167 221V220H166ZM24 222V221H23ZM26 222V221H25ZM28 222V221H27ZM31 222L34 223L33 221H30V225ZM78 222V221H77ZM90 222V221H89ZM126 222V221H125ZM130 222V220H129ZM133 221H131L132 223ZM150 223V225H148L147 223ZM40 223H42L40 221ZM48 223V222H47ZM127 223V222H126ZM125 223V224H126ZM141 224L142 226L144 225ZM154 223V222H153ZM157 223V222H155ZM154 223V224H155ZM179 223V222H178ZM63 224V223H62ZM76 224V223H75ZM89 224V223H88ZM87 224V225H88ZM133 224V223H132ZM135 224V223H134ZM132 227H139L137 225H135ZM138 224V225H140ZM36 225V226H35ZM104 225V224H103ZM124 225V224H123ZM156 225V224H155ZM157 225H159L157 223ZM46 226V225H45ZM54 226V225H52ZM144 226V229L145 227ZM33 227V226H31ZM48 227V226H47ZM46 227V228H47ZM57 228V226H55ZM73 227V226H72ZM114 227V226H113ZM129 227V226H128ZM159 227V226H157ZM42 227H39V229H41ZM78 228V227H76ZM83 228V227H82ZM90 228V227H89ZM97 228V227H96ZM99 228V227H98ZM97 228V229H98ZM123 228V227H122ZM121 228V230H122ZM140 228V227H139ZM142 228V227H141ZM140 228V230H141ZM151 228L152 227H148ZM147 228V229H148ZM156 228V226H155ZM170 228V227H169ZM18 229H21L23 232V234H19ZM38 229V228H36ZM38 229V230H39ZM43 229V228H42ZM41 229V231H42ZM80 229V228H78ZM77 229V230H78ZM87 229V228H86ZM95 229V227H94ZM94 229H93V233H94ZM104 229V228H103ZM106 229V228H105ZM136 228H134L135 230ZM143 229V232H144ZM12 230V231H11ZM18 232H17V231ZM52 230V228H51ZM70 230H71V226H70ZM74 230V228H73ZM71 230V232L73 231ZM89 230V229H88ZM87 230V231H88ZM96 230V229H95ZM127 230V229H126ZM132 230V229H131ZM138 230V229H137ZM155 230V229H154ZM174 230V229H173ZM9 231V232H7ZM17 233H16V232ZM44 231V229H43ZM50 231L49 230H45ZM54 232H56L55 230H53ZM68 228L66 229V238L68 236L67 239H72L71 237H69V233L67 232ZM79 231V230H78ZM102 230H100L99 232L101 233V236L98 237L99 235H93V233H88L90 234L92 237L94 238H88L89 240L79 244L75 239V241L77 242V244L75 245L74 243L72 244V242L75 241H71V244H69L68 240L65 242L66 245H62V243H60L65 235H63L60 238V241L58 243V246L60 249H57V253L60 252H64L65 253H70V252H76L78 251V253H82V255L86 256V255H90V257L94 256V260L95 261H91L89 262L88 258L87 261L89 263H87L85 261V258L83 259V262H79L77 260V262L81 263V264H85L84 262H86V264H99L100 260H102L103 256H105L107 253H116V252H120L117 250H121L122 252V248L126 249L130 248L131 245L134 244V241L130 242L129 241H124L126 239H123L121 241H123L122 245L120 247L122 248H118L117 250L113 251L112 247L115 248V246H117V241L116 240H111L115 241L113 243V245L108 246L107 244H111L110 242H108L106 244L105 242V238L103 239H99L102 236L107 237V235L104 233V235L101 232ZM114 231V229H113ZM124 231V230H123ZM147 230L145 229V232ZM150 231V230H149ZM60 231H57V233ZM75 232V230H74ZM80 232V231H79ZM92 232V231H91ZM96 232V231H95ZM98 232V231H97ZM96 233V234H100V233ZM116 232V231H115ZM127 232V231H126ZM137 232V231H136ZM139 232V230H138ZM142 232V233H143ZM155 231H153L154 233ZM177 232V231H176ZM9 233V234H10ZM16 233V234H15ZM22 233V232H20ZM45 233V232H44ZM50 233V232H49ZM52 233V232H51ZM56 233V234H57ZM67 233L69 235H67ZM77 232H75L74 234H76ZM81 233V232H80ZM86 233V232H85ZM85 233H81L79 236H81L83 234V236H85ZM109 233V232H108ZM132 233V232H131ZM152 233V232H151ZM150 233V235L152 236V234ZM157 233V230L155 232V234ZM181 233V232H180ZM186 233V232H184ZM203 233V232H202ZM5 234V236H4ZM8 234V235H9ZM46 234V233H45ZM43 235V237H45L46 235ZM73 234V233H72ZM88 234H86V237H88ZM95 234V233H94ZM112 234V232H110V234H108V238L109 239L110 235ZM116 233L113 232L114 236ZM123 234V233H122ZM127 234H129L127 232ZM145 234V233H144ZM160 234V233H159ZM173 234V233H172ZM209 234V233H208ZM13 235V234H12ZM13 235V236H14ZM54 234L49 235L52 236ZM77 235V234H76ZM117 235V234H116ZM120 235V234H119ZM118 235V236H119ZM139 235V234H138ZM158 235V234H157ZM168 235V234H167ZM178 235V234H177ZM180 235V234H179ZM182 235V234H181ZM180 235V236H181ZM10 236V235H9ZM97 236V239L96 237ZM128 235L124 236L127 237ZM133 236V235H130ZM140 236V235H139ZM142 237H146L143 236V234L141 235ZM197 236V235H196ZM204 236V235H203ZM2 237V239H3ZM15 237V236H14ZM16 237V239L14 240L15 242H13V244L16 243V240H19V238L22 237ZM48 237V238H49ZM115 237V236H114ZM113 237V238H114ZM136 237V236H135ZM160 237V236H158ZM162 237H166L165 235ZM161 237V238H162ZM172 237V236H171ZM175 237V235H174ZM192 237V235H191ZM201 237V236H200ZM212 237V236H211ZM9 238V237H8ZM18 238V239H17ZM23 238V239H25ZM47 238V237H46ZM45 238V240H46ZM47 238V239H48ZM116 238V237H115ZM118 238V237H117ZM122 238V237H121ZM150 238V237H149ZM169 238V237H167ZM183 238V237H180ZM178 238V239H180ZM198 238V237H196ZM14 239V238H13ZM27 239V240H28ZM106 239V240H107ZM135 239V238H134ZM133 239V240H134ZM177 239V238H176ZM186 239L188 240V237H186ZM189 239L191 240L190 236ZM4 240V239H3ZM3 240H0V242H4ZM43 240V238H40V241ZM110 240V239H109ZM120 240V239H119ZM128 240V239H127ZM148 240V239H147ZM147 240H145L147 242ZM154 240V239H153ZM161 240V239H160ZM162 240L165 241V239L162 238ZM183 240V239H182ZM194 240V239H193ZM192 240V241H193ZM10 239L7 241L6 243L9 242ZM13 241V240H11ZM31 243L33 241L36 240H30ZM29 241V243H25L24 240H21L20 242H24L23 246H25L24 244H31ZM56 241V240H54ZM58 241V240H57ZM131 241V240H130ZM136 241V240H135ZM157 241L159 242V240L157 239ZM156 241V242H157ZM170 241V240H169ZM168 241V244H170ZM186 241V240H185ZM197 241V240H196ZM203 241V240H201ZM28 242V241H26ZM39 242V240H38ZM37 242V243H38ZM75 242V243H76ZM126 243V245H124ZM138 242V241H136ZM135 242V243H136ZM143 242V241H141ZM172 242V241H171ZM178 242H180L178 240ZM187 242V241H186ZM189 244L191 241H189ZM199 242V241H198ZM5 243V242H4ZM21 243V245H22ZM37 243H35L37 245ZM68 243V244H67ZM128 243L131 244L130 246H128ZM133 243V244H132ZM145 243V242H144ZM161 243V242H160ZM158 243V244H160ZM164 243V242H163ZM181 243V244H180ZM178 245H186V243L180 242ZM194 243V241H193ZM201 243V242H200ZM10 244V242L8 243V245ZM20 244V243H16L15 245ZM33 244V243H32ZM31 244V245H32ZM44 245H40L38 244V246L35 245L36 248H41L40 249H36L33 253H36L35 255H37V252H40L39 250L43 251L45 250V252L49 251H56L57 247L55 244H57V242L55 244L52 243V241L47 245L46 242L43 243ZM45 244L49 247L48 249H50V245L53 244V248L51 250H47V249H43L45 246ZM119 244V245H120ZM167 244V243H165ZM164 244V245H165ZM172 244H174V242H172ZM199 244V243H198ZM5 245V244H4ZM7 245V246H8ZM12 245V244H11ZM20 245V246H21ZM141 245V244H140ZM184 245V246H185ZM188 245V244H187ZM193 245V244H191ZM6 246V245H5ZM29 246V245H28ZM34 244L30 247H33ZM126 246V247H125ZM137 246V245H136ZM139 246V245H138ZM144 245H142L143 247ZM149 246V245H148ZM154 246V245H153ZM194 246V245H193ZM197 246V244L195 245ZM2 247V246H1ZM9 247V246H8ZM12 247V246H11ZM8 248V250L11 249ZM27 247V245L25 246ZM25 247L23 249H25ZM46 247V246H45ZM52 247V246H51ZM140 247V246H139ZM145 247V246H144ZM155 247V246H154ZM181 247V246H180ZM189 246H187L186 248H188ZM4 248V247H2ZM0 248V250L2 249ZM14 249H16L17 251V247H13ZM22 248V246H21ZM34 248V247H33ZM32 248V249H33ZM134 248V247H132ZM138 248V247H135ZM157 248V247H156ZM159 248V247H158ZM163 248V247H162ZM198 248V247H196ZM251 248V247H250ZM5 249V250H4ZM3 250L6 251L7 253H9V251H7V248H4ZM18 251L21 255H25L27 256L26 251L23 252V254L20 252L21 249L20 247H18ZM29 249V248H28ZM26 249V250H28ZM30 248V250H32ZM35 249V248H34ZM43 249V250H42ZM131 249V248H130ZM129 249V250H130ZM170 249V248H169ZM183 249V248H182ZM191 249V248H188ZM2 250V253L4 255V252ZM47 250V251H46ZM128 250V249H127ZM128 250V251H129ZM139 250V249H138ZM141 250V248H140ZM143 250V249H142ZM157 250V249H156ZM162 250V249H161ZM199 250V248H198ZM257 250V249H256ZM15 250H13L14 252ZM33 251V250H32ZM112 251V252H111ZM125 251V250H124ZM132 251V250H131ZM135 251V250H134ZM181 251V250H180ZM195 251V250H194ZM197 251V250H196ZM200 251V250H199ZM1 252V251H0ZM12 252V250H11ZM29 252V251H27ZM120 252V253H121ZM127 251H125V256L127 255L126 253ZM151 252V251H150ZM182 252V251H181ZM180 252V253H181ZM187 252V251H186ZM5 254V256L10 257L9 259H5L7 257L3 256L1 253L0 255H2V257L5 259V261L9 260L11 262H17L21 263V261H17V260H21L19 255H17L18 252L14 253L15 255V260H11V256H13L12 254ZM18 253V254H19ZM31 253V251L29 252ZM53 253V252H52ZM50 252V255L52 254ZM56 253V252H55ZM54 253V254H55ZM76 254L77 256L80 255ZM119 253V254H120ZM123 253V252H122ZM121 253V254H122ZM179 253V254H180ZM206 253V252H205ZM41 254V253H39ZM38 254V255H39ZM47 254V253H44ZM63 254V255H64ZM107 254V255H108ZM118 254V255H119ZM130 254V253H129ZM197 254V253H196ZM253 254V253H252ZM20 255V256H21ZM32 257H34L35 255L30 254ZM28 255V256H30ZM59 254H56L55 256H57ZM61 255V254H60ZM59 255V256H60ZM62 255V257H63ZM75 255V254H74ZM73 255V256H74ZM81 255V256H82ZM93 255V256H91ZM106 255L107 259L108 256ZM114 254H110V257L112 258H116V256H112ZM117 255V253L115 254ZM124 255V254H123ZM143 255V254H142ZM214 255V254H213ZM254 255V254H253ZM27 256V257H28ZM44 256V255H42ZM40 256V257H42ZM46 256V255H45ZM44 256V258H45ZM47 256V257H49ZM70 256V254H69ZM210 256V255H209ZM208 256V257H209ZM23 256H21L22 258ZM72 256H70L71 258ZM87 257V256H86ZM105 257V258H106ZM119 257V256H118ZM185 257V256H184ZM189 257V256H188ZM191 257V256H190ZM196 258V256H194ZM193 257V258H194ZM211 257V256H210ZM60 259V257H58ZM56 258V262L57 259ZM64 258V257H63ZM68 258V257H67ZM66 258V261H67ZM104 258V260H105ZM111 258V259H112ZM120 258V257H119ZM128 258V257H127ZM181 258V257H180ZM183 258V257H182ZM202 258V257H201ZM217 258V257H216ZM3 259V261H4ZM23 259V258H22ZM30 259V258H29ZM36 259V258H35ZM40 259V258H39ZM43 259V258H42ZM55 259V258H54ZM62 259V258H61ZM65 259V258H64ZM63 259V260H64ZM79 259V258H78ZM122 259V258H121ZM185 259V258H183ZM205 259V258H204ZM2 261V258L0 259ZM31 260V259H30ZM33 260V259H32ZM45 260V259H44ZM72 260V259H71ZM110 260V259H109ZM114 259H112L111 261H113ZM125 260V259H124ZM187 260V259H186ZM196 260V259H195ZM194 260V261H195ZM4 261V262H5ZM37 260H35V263ZM53 261V260H52ZM65 261V260H64ZM69 261V262H68ZM68 264H71L72 261H70L68 259ZM108 261V260H107ZM115 261V260H114ZM118 261V260H117ZM190 261V260H189ZM192 261V259H191ZM34 261H32V264ZM47 262V261H46ZM60 263L63 264V262L60 260ZM58 262V264H59ZM64 263V264H67ZM99 262V263H97ZM106 262V261H105ZM23 263V261H22ZM21 263V264H22ZM26 263H28L26 261ZM41 264V262H39ZM45 263V262H42ZM50 263V262H49ZM78 263V264H79ZM103 263V262H101ZM108 263V262H107ZM113 263V262H112ZM16 264V263H15ZM29 264H31V261L29 262ZM53 264V263H52ZM73 264V262H72Z\"/></svg>", "mask_w": 264, "mask_h": 264}]
</instances>
